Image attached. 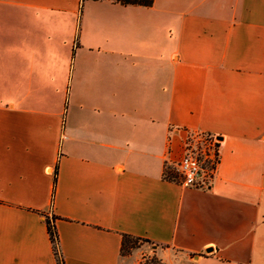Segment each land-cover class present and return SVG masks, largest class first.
Wrapping results in <instances>:
<instances>
[{"label":"crops","instance_id":"crops-1","mask_svg":"<svg viewBox=\"0 0 264 264\" xmlns=\"http://www.w3.org/2000/svg\"><path fill=\"white\" fill-rule=\"evenodd\" d=\"M195 131L206 187L163 176ZM51 217L62 264H264V0H0V264Z\"/></svg>","mask_w":264,"mask_h":264},{"label":"built area","instance_id":"built-area-1","mask_svg":"<svg viewBox=\"0 0 264 264\" xmlns=\"http://www.w3.org/2000/svg\"><path fill=\"white\" fill-rule=\"evenodd\" d=\"M217 161V140L214 135L195 131L183 143L182 153L173 163L182 185L206 187Z\"/></svg>","mask_w":264,"mask_h":264},{"label":"trees","instance_id":"trees-1","mask_svg":"<svg viewBox=\"0 0 264 264\" xmlns=\"http://www.w3.org/2000/svg\"><path fill=\"white\" fill-rule=\"evenodd\" d=\"M120 3H123V4H127V3H130V4H144V5H148L151 3L152 0H116ZM55 168H54V171H53V179L55 177ZM163 176L164 178H167V179H174L176 178L174 175H172V172L169 170V167L167 166L166 169H164V173H163ZM45 225H46V231L48 233V238L50 239V242H51V246H52V251H53V254H54V258H55V263L56 264H62V258L60 256V253L58 251V248H57V234H56V231H55V228H54V224H53V217L51 218H45ZM137 239H142L144 241H148L147 239H143V238H140V237H137V236H132V235H129V234H121V243H120V252L125 254V253H128V250L133 247L132 245V242L134 240H137ZM155 260H158V259H155V257H152L150 259L149 262L145 263V264H161V261H155Z\"/></svg>","mask_w":264,"mask_h":264},{"label":"rangeland","instance_id":"rangeland-1","mask_svg":"<svg viewBox=\"0 0 264 264\" xmlns=\"http://www.w3.org/2000/svg\"><path fill=\"white\" fill-rule=\"evenodd\" d=\"M169 170L172 172V175H174L175 177H177V172L176 170L174 169V167L172 166H169ZM132 245L133 247H131L128 252L135 255L137 259H140L142 261L143 264L147 263L150 261V259L152 257H155V259H158L156 258V256L152 255L151 254V246L152 244L149 242V241H144L142 239H137V240H134L132 242ZM155 261H160L159 259L158 260H155ZM162 264V262H161ZM180 264H189L187 263L186 260L184 261H181Z\"/></svg>","mask_w":264,"mask_h":264},{"label":"water","instance_id":"water-1","mask_svg":"<svg viewBox=\"0 0 264 264\" xmlns=\"http://www.w3.org/2000/svg\"><path fill=\"white\" fill-rule=\"evenodd\" d=\"M206 251H209L210 250V248H207V249H205Z\"/></svg>","mask_w":264,"mask_h":264}]
</instances>
